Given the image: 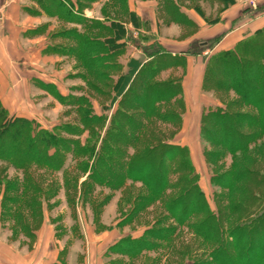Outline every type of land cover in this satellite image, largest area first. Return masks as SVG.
I'll return each instance as SVG.
<instances>
[{
  "label": "rangeland",
  "instance_id": "1",
  "mask_svg": "<svg viewBox=\"0 0 264 264\" xmlns=\"http://www.w3.org/2000/svg\"><path fill=\"white\" fill-rule=\"evenodd\" d=\"M252 1L15 0L11 9L2 10L0 7V22L7 20V16L19 19L20 23L27 25L22 36L31 40L22 39L18 50L8 55L5 61L0 60V63L3 61L7 65V71H17L30 82V87L17 88L16 94H10L13 99L10 110L4 107L8 110L9 118L30 119L41 129L85 144L90 133L81 126L73 104L89 92L90 75L79 55L77 34L86 35L100 25L121 28L115 41L122 45V73L132 75L124 92H128L126 102L134 106L143 101V94L135 86L132 85L134 91L129 87L133 72L153 58L146 52L151 53L155 51L152 47L160 46L170 54V60L165 65L168 68L160 71L157 79L180 82L183 98L180 96L176 100L175 109L187 124L183 127V120L178 130L172 123L163 124L154 118L149 121L161 127L172 141L189 146L200 187L212 209L218 210L228 204L225 198L229 192L214 184V177L241 165L264 169V139L238 156H233L206 139L202 140L200 116L203 107L219 104L220 95L229 100H237L239 96L235 92L217 94L205 91L203 80L202 92L198 93L194 90L196 83L191 74L188 84L192 91L191 100L193 106L199 105L202 109L198 113L196 108H190L192 110L186 115L183 78L196 58L204 59L206 66L207 59L221 49L218 42L227 32L253 27L242 24H247L249 18L256 15L257 12H253L258 11L259 4L264 0H258L256 5H251ZM60 7H64L66 13L60 12ZM243 14L251 16L246 15L245 18ZM261 29L264 27L242 39ZM192 47L204 50L198 54L185 53L187 48L190 50ZM155 60L151 63L154 64ZM250 70L257 74V68L251 67ZM143 75L147 77L146 70ZM254 79V75L248 79L247 88L252 94L249 93L246 100L258 96L256 90L252 89ZM112 95L116 97L114 101L113 98L104 97L92 99L94 112L107 117L101 138L122 97L121 93L119 96L115 93ZM238 110L250 115L257 111L256 107L247 104ZM131 113L137 114L135 111ZM138 118L147 123L145 117ZM68 124L76 125L80 131L72 135L61 131ZM208 153L213 154L208 156ZM11 156L19 161L23 158L19 152ZM65 157L60 171L36 164L25 170L0 161L1 264H191L193 257L189 253L192 248H198L200 254L208 251L203 240L192 233L189 226L181 227L171 217L158 226L174 228L169 236L170 243L163 242L160 245L152 236V229L157 220L165 217L166 212L160 202L143 200L150 194L143 183L128 181L120 189L102 187L92 181L83 185L88 173L83 174L78 167V158L71 153ZM24 185L28 186V193H23ZM36 189L39 191L36 192ZM22 194L34 197L40 195L35 212L25 208L22 203H13V198H22ZM233 196L239 198L240 191L234 192ZM136 204L138 209L134 211ZM18 207L21 208L19 213L16 211ZM232 218L237 219L238 215ZM130 237L145 238L150 245L130 255L126 252L132 247L125 245ZM180 252L184 253L181 259L178 257Z\"/></svg>",
  "mask_w": 264,
  "mask_h": 264
},
{
  "label": "trees",
  "instance_id": "2",
  "mask_svg": "<svg viewBox=\"0 0 264 264\" xmlns=\"http://www.w3.org/2000/svg\"><path fill=\"white\" fill-rule=\"evenodd\" d=\"M60 12L64 14L66 9L60 7ZM120 31L121 28L114 25H100L86 35L77 34L79 55L87 65L90 80L89 92L76 99L73 105L81 126L90 133L86 143L41 129L27 118H9L8 110L0 100V161L19 169L27 170L36 164L60 171L65 155L71 153L78 158V167L83 174L88 173L83 185L92 181L102 187L120 189L128 181L143 183L150 194L142 199L160 202L166 212L152 229V236L160 245L170 243L169 236L174 228L158 226L171 217L181 227L189 226L208 247V251L202 254L198 248H192L189 253L193 257L191 264H264V169L241 165L215 176L214 184L229 193L225 198L228 204L213 210L200 187L189 146L172 141L161 127L149 121L154 118L163 124L172 123L179 130L184 120L175 109L176 100L183 94L182 85L173 79H157L160 71L168 68L165 65L170 54L160 46L152 47L155 51L151 53L146 52L153 58L133 72L129 85L131 91L135 90L132 85L140 90L143 101L137 106L130 105L126 102L128 92L124 89L132 75L122 73V45L115 41ZM203 50L192 47L185 53L198 54ZM152 60L156 62L152 64ZM251 67L257 68V74L250 72ZM253 75L256 79L252 89L258 96L246 100L249 93L252 94L247 86ZM203 89L217 94L235 92L239 99L229 100L220 95L219 104L203 107L200 116L202 140L222 147L233 156L246 153L259 144L264 139V29L238 41L234 47L221 48L212 54L205 66ZM112 93L118 96L121 93L122 97L101 138L107 117L94 112L92 99L104 97L114 101L116 97ZM183 104L186 111L185 102ZM244 104L256 107V113L250 115L238 110ZM138 117H145L147 123ZM78 130L80 128L70 124L61 129L69 135ZM18 152L23 157L20 161L11 156ZM212 154L208 153V156ZM23 190L28 193V186L24 185ZM236 191L241 193L239 198L233 196ZM22 196L13 198V203H22L35 212L40 195ZM137 209L138 205L134 211ZM16 211L21 212V208ZM235 215H238L237 219L232 218ZM125 242L126 246L132 247L126 252L130 255L150 245L142 237H130ZM183 256L184 253L180 252L178 257Z\"/></svg>",
  "mask_w": 264,
  "mask_h": 264
},
{
  "label": "crops",
  "instance_id": "3",
  "mask_svg": "<svg viewBox=\"0 0 264 264\" xmlns=\"http://www.w3.org/2000/svg\"><path fill=\"white\" fill-rule=\"evenodd\" d=\"M14 1L15 0H0V7L2 8V10L11 9L12 3ZM257 10L258 11L253 12V13L257 12L256 15L253 17L251 16V14L250 15L243 14L245 18L246 15L247 17L251 16L247 24H242V25H252L253 27L251 29H243L241 31H239L238 29H233L232 31L227 32L218 42V46L220 45L221 48L233 47L235 43L241 40L243 37L252 34L259 28L264 27V1H262L259 4ZM26 29H27V25H23L22 23H20L19 19H16L15 17L12 16L11 18H8L7 16V20L0 22V60L5 61L8 55L10 56V54H13L14 51H17L18 46L22 44V39L24 41L31 40L30 38H26L25 35L22 36V31ZM186 51H188V48L187 50H185V52ZM3 61L2 63H0V100L4 104V106L8 110H10V103L13 100L12 97H10V94H16L18 92L17 88H19L20 86L30 87V82L27 81L26 79H23V77L19 73H17V71L10 72V70L9 71L5 70L7 68V65H5ZM205 62L206 61L204 59L197 60L196 58L195 60H193V62H191L192 65L189 66L186 72L187 74L183 78L184 97L187 103L186 115H188L193 108H196L198 110V113L202 109V106L198 105L197 106L198 108L196 106H193L191 100L192 99L191 93H190L191 86H188V84L190 83V78L192 74L193 75L192 79L194 80V83H196L194 84L196 85L194 90H196V92L198 93L202 92V80H203ZM186 124L187 121L185 120L183 127H185Z\"/></svg>",
  "mask_w": 264,
  "mask_h": 264
},
{
  "label": "built area",
  "instance_id": "4",
  "mask_svg": "<svg viewBox=\"0 0 264 264\" xmlns=\"http://www.w3.org/2000/svg\"><path fill=\"white\" fill-rule=\"evenodd\" d=\"M250 3H251V5H256V4H258V0H254V1L250 2Z\"/></svg>",
  "mask_w": 264,
  "mask_h": 264
}]
</instances>
